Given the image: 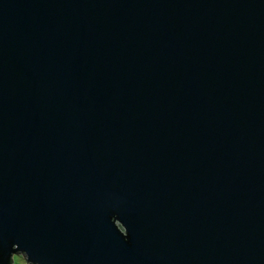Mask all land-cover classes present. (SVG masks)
Instances as JSON below:
<instances>
[{
	"label": "water",
	"instance_id": "95a60500",
	"mask_svg": "<svg viewBox=\"0 0 264 264\" xmlns=\"http://www.w3.org/2000/svg\"><path fill=\"white\" fill-rule=\"evenodd\" d=\"M264 264V0H0V264Z\"/></svg>",
	"mask_w": 264,
	"mask_h": 264
},
{
	"label": "rangeland",
	"instance_id": "374dc122",
	"mask_svg": "<svg viewBox=\"0 0 264 264\" xmlns=\"http://www.w3.org/2000/svg\"><path fill=\"white\" fill-rule=\"evenodd\" d=\"M12 264H27L22 254L12 255Z\"/></svg>",
	"mask_w": 264,
	"mask_h": 264
},
{
	"label": "trees",
	"instance_id": "16d2710c",
	"mask_svg": "<svg viewBox=\"0 0 264 264\" xmlns=\"http://www.w3.org/2000/svg\"><path fill=\"white\" fill-rule=\"evenodd\" d=\"M10 260H11V264H12V257H11V259H10Z\"/></svg>",
	"mask_w": 264,
	"mask_h": 264
}]
</instances>
